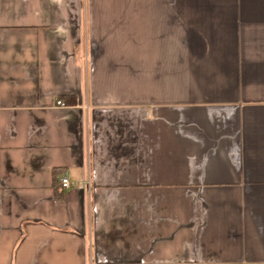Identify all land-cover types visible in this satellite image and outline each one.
Returning <instances> with one entry per match:
<instances>
[{"label": "crops", "instance_id": "1", "mask_svg": "<svg viewBox=\"0 0 264 264\" xmlns=\"http://www.w3.org/2000/svg\"><path fill=\"white\" fill-rule=\"evenodd\" d=\"M0 264H264V0H0Z\"/></svg>", "mask_w": 264, "mask_h": 264}, {"label": "built area", "instance_id": "2", "mask_svg": "<svg viewBox=\"0 0 264 264\" xmlns=\"http://www.w3.org/2000/svg\"><path fill=\"white\" fill-rule=\"evenodd\" d=\"M58 104L63 105V102L59 100ZM60 183L64 190H68L72 187V182L66 175L61 177Z\"/></svg>", "mask_w": 264, "mask_h": 264}, {"label": "trees", "instance_id": "3", "mask_svg": "<svg viewBox=\"0 0 264 264\" xmlns=\"http://www.w3.org/2000/svg\"><path fill=\"white\" fill-rule=\"evenodd\" d=\"M70 100H73V102L75 101V98L74 97H71V99ZM71 102V101H70ZM55 179V178H54Z\"/></svg>", "mask_w": 264, "mask_h": 264}]
</instances>
